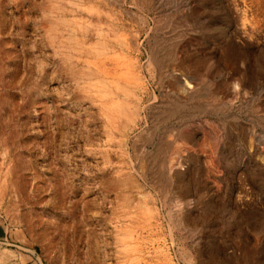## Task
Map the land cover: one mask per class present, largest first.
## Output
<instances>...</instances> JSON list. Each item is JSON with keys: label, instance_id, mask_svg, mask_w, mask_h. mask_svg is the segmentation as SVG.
Instances as JSON below:
<instances>
[{"label": "rangeland", "instance_id": "rangeland-1", "mask_svg": "<svg viewBox=\"0 0 264 264\" xmlns=\"http://www.w3.org/2000/svg\"><path fill=\"white\" fill-rule=\"evenodd\" d=\"M0 264H264V0H0Z\"/></svg>", "mask_w": 264, "mask_h": 264}, {"label": "bare ground", "instance_id": "bare-ground-1", "mask_svg": "<svg viewBox=\"0 0 264 264\" xmlns=\"http://www.w3.org/2000/svg\"><path fill=\"white\" fill-rule=\"evenodd\" d=\"M243 16H245V13H244V15ZM91 24V23H90ZM81 28V27H80ZM97 28V27H96ZM87 29V28H86ZM88 30V29H87ZM97 30V29H96ZM98 32V31H97ZM120 32V31H119ZM90 33V32H89ZM91 34V33H90ZM118 34H120V33H118ZM85 35V34H84ZM80 36V35H79ZM98 36V35H97ZM118 36V35H117ZM76 37V36H75ZM74 37V38H75ZM83 37V36H82ZM101 37V36H100ZM71 38V37H70ZM84 38V37H83ZM99 39V38H98ZM97 39V40H98ZM106 39V38H105ZM83 40V39H82ZM106 40H108V39H106ZM122 40V39H121ZM120 40V41H121ZM66 41V40H65ZM115 41H117V39L115 40ZM164 41V40H163ZM102 42V41H101ZM94 43V42H93ZM126 44V43H125ZM79 45V44H78ZM124 46V45H123ZM161 46V45H160ZM105 47V46H104ZM167 48V47H166ZM126 50V49H125ZM93 51H95V50H93ZM162 51V50H161ZM171 51V50H170ZM174 50H172V52H173ZM101 53V52H100ZM96 54V53H95ZM166 54V53H165ZM100 55V54H99ZM117 55V54H116ZM170 55V54H169ZM111 56V55H110ZM166 56H167V54H166ZM115 57H117V56H115ZM108 58H110V57H108ZM121 58V57H120ZM170 58V57H169ZM171 58H172V56H171ZM116 59V58H115ZM81 60V59H80ZM119 60V59H118ZM123 64V63H122ZM89 65H90V63H89ZM133 65V64H132ZM118 67V66H117ZM137 67V66H136ZM93 68H96V70H97V67H94L93 66ZM81 69H83V67L81 68ZM128 69V68H127ZM130 69V68H129ZM89 70V69H88ZM139 70V69H138ZM102 73V72H101ZM123 73V72H122ZM133 73V72H132ZM108 74H110V73H108ZM125 74V73H124ZM123 74V75H124ZM128 74V73H127ZM98 75V74H97ZM132 75V74H131ZM131 75H129V76H131ZM105 77H106V75H104ZM119 76V75H118ZM117 76V77H118ZM128 76V77H129ZM135 76V75H134ZM134 76H132V77H134ZM138 76V74L136 75V77ZM143 76V75H142ZM115 77H116V75H115ZM125 78H126V76H124ZM139 77V76H138ZM122 78V77H121ZM99 79V78H98ZM102 79V78H101ZM116 79V78H115ZM126 79H128V78H126ZM130 79V78H129ZM114 80V79H113ZM119 80V79H118ZM142 80V79H141ZM140 80V81H141ZM93 81H95V80H93ZM103 81V80H102ZM108 81V80H107ZM125 81V80H124ZM127 81V80H126ZM128 81H130V80H128ZM133 81H135V79L133 80ZM87 82V81H86ZM89 82V81H88ZM103 83H104V81H103ZM113 83H115V82H113ZM118 84V83H117ZM117 84H116V86H117ZM134 84V83H133ZM140 84V83H139ZM112 85V84H111ZM110 85V86H111ZM122 85V84H121ZM143 85V84H142ZM94 86V85H93ZM100 87V86H99ZM107 87V86H106ZM139 87H140V85H139ZM94 88V87H93ZM102 88V87H101ZM116 88H118V87H116ZM110 89V88H109ZM113 89H115V88H113ZM123 89H125V88H122V90ZM99 90V89H98ZM107 90H108V88H107ZM87 91H88V89H87ZM109 91V90H108ZM111 91V90H110ZM109 91V92H110ZM124 91V90H123ZM115 92V91H114ZM125 93H126V91H124ZM120 93H122V92H120ZM128 93V92H127ZM187 94V93H186ZM117 95V94H116ZM106 96V95H105ZM114 97V96H113ZM135 97V96H134ZM140 98V97H139ZM98 99V98H97ZM116 99V98H115ZM91 100V99H90ZM102 100V99H101ZM109 100V99H108ZM121 100V99H120ZM126 101V100H125ZM187 101V100H186ZM115 102V101H114ZM118 102V101H117ZM117 102H115L116 104H117ZM122 102V101H121ZM120 102V103H121ZM128 102H130V101H128ZM174 103V102H173ZM172 103V104H173ZM212 103V102H211ZM114 104V103H113ZM115 104V105H116ZM118 105V104H117ZM120 105V104H119ZM175 105V104H174ZM206 105V104H205ZM210 105V104H209ZM105 106V105H104ZM195 106V105H194ZM203 106V105H202ZM212 107V106H211ZM113 108V107H112ZM116 108V107H115ZM117 108H119V107H117ZM120 108H122L121 106H120ZM198 108V107H197ZM207 108V107H206ZM143 109V108H142ZM176 109V108H175ZM201 109H202V107H201ZM118 110V109H117ZM203 110V109H202ZM120 111V110H119ZM171 111V110H170ZM116 114V113H115ZM184 116V115H183ZM113 117V116H112ZM167 117V116H166ZM178 118V117H177ZM180 118V117H179ZM116 120V119H115ZM133 121V120H132ZM116 124V123H115ZM160 124V123H159ZM112 125V124H111ZM110 126V125H109ZM122 126V125H121ZM116 128V127H115ZM106 129V128H105ZM157 129V128H156ZM107 130V129H106ZM116 130V129H115ZM122 130V129H121ZM117 132V131H116ZM177 135V134H176ZM123 138V137H122ZM110 139V138H109ZM165 140H167V139H165ZM170 140V139H169ZM121 141V140H120ZM139 142V141H138ZM171 142V141H170ZM141 143V142H140ZM185 144V143H184ZM169 145V144H168ZM137 147V146H136ZM163 147V146H162ZM174 148V147H173ZM166 150V149H165ZM163 151V150H162ZM149 153V152H148ZM166 158V157H165ZM151 162V161H150ZM169 162V161H168ZM167 162V163H168ZM164 164V163H163ZM159 166V165H158ZM167 166V165H166ZM153 167V166H152ZM161 167H162V165H161ZM162 169L160 168V170L159 171H161ZM161 172H163V170L161 171ZM158 173H160V172H158ZM154 175V174H153ZM158 175V174H157ZM154 177V176H153ZM165 178V177H164ZM170 179H172V178H170ZM165 182H166V180H165ZM165 187V186H164ZM157 188H158V186H157ZM163 191V190H162ZM165 191H167V190H165ZM161 193V192H160ZM143 203V202H142ZM139 204V203H138ZM143 207V206H142ZM140 208V207H139ZM146 215V214H145ZM146 223V222H145ZM137 225H139V224H137ZM134 230V229H133ZM118 233V232H117ZM123 240V239H122ZM130 246V245H129ZM128 248V247H127ZM127 248H125V249H127ZM124 249V250H125ZM120 251V250H119ZM136 251V250H135ZM124 256V255H123ZM123 263V262H122Z\"/></svg>", "mask_w": 264, "mask_h": 264}]
</instances>
